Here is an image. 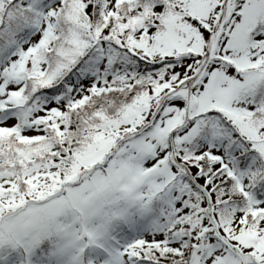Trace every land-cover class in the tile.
<instances>
[{
    "label": "snow or ice",
    "instance_id": "snow-or-ice-1",
    "mask_svg": "<svg viewBox=\"0 0 264 264\" xmlns=\"http://www.w3.org/2000/svg\"><path fill=\"white\" fill-rule=\"evenodd\" d=\"M0 264H264V0H0Z\"/></svg>",
    "mask_w": 264,
    "mask_h": 264
}]
</instances>
